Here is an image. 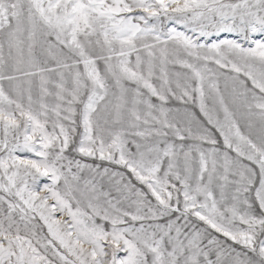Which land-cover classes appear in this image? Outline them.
<instances>
[{
	"label": "snow or ice",
	"instance_id": "1",
	"mask_svg": "<svg viewBox=\"0 0 264 264\" xmlns=\"http://www.w3.org/2000/svg\"><path fill=\"white\" fill-rule=\"evenodd\" d=\"M0 264H264V0H0Z\"/></svg>",
	"mask_w": 264,
	"mask_h": 264
}]
</instances>
